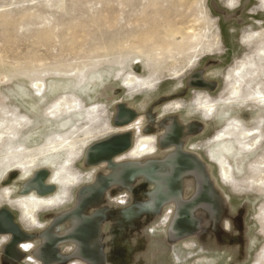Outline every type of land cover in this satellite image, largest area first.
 <instances>
[{
  "label": "rangeland",
  "instance_id": "374dc122",
  "mask_svg": "<svg viewBox=\"0 0 264 264\" xmlns=\"http://www.w3.org/2000/svg\"><path fill=\"white\" fill-rule=\"evenodd\" d=\"M194 76L208 87H190ZM129 77L151 87L127 89ZM197 98L217 105L209 121ZM120 107L137 119L116 126ZM174 126L180 139L170 145L163 137ZM230 128L233 171L224 183L208 156ZM126 133L132 147L113 157V167L87 161L92 145ZM148 135H156L157 153L132 158ZM177 152L199 166L182 178L181 199L196 198L206 180L219 211L215 217L198 206L196 232L186 239L171 232L176 202L157 208L147 176L101 184L132 164L166 170L165 159ZM40 172L47 174L41 187L51 191L45 197L58 205L43 207L35 225L20 202ZM98 184L99 196L78 211ZM4 209L25 239L14 244L0 234V264H264V0H0ZM95 226V238L45 247ZM83 242L91 258L82 255Z\"/></svg>",
  "mask_w": 264,
  "mask_h": 264
},
{
  "label": "bare ground",
  "instance_id": "6f19581e",
  "mask_svg": "<svg viewBox=\"0 0 264 264\" xmlns=\"http://www.w3.org/2000/svg\"><path fill=\"white\" fill-rule=\"evenodd\" d=\"M194 78H195L194 79L195 86H198L199 88H207L208 87L209 84L207 85L206 82L202 79V77H195L194 76ZM196 78H198V82H196ZM125 79H127V78H125ZM230 79L231 78H229V80ZM238 84H240V83H238ZM123 86L127 89H130V90L133 87H135V88L140 87L142 89L151 87V85L149 83H147L145 81H140L138 78L127 79L123 83ZM135 88H133V89H135ZM238 91H239L238 88L235 87L232 95H237L239 93ZM195 101H196V106H197L198 110L203 115V120L209 121L212 118V116L215 114V112L217 110V105L215 103L209 101L208 99L204 100L203 98L202 99L197 98ZM120 108H122V107H120ZM131 114H132V117H131L130 123L134 120V114L132 112H131ZM177 124L180 125L179 127L183 126L179 120L177 121ZM177 126H174V127L167 130V134L164 136V142L171 143L170 145L178 143L177 141H178V139H180V136L178 133ZM234 131H235V128H230L227 131H225V133H221L215 139H213L212 143L214 144V148H212L209 151V156H208V157H210V160L213 162V164L215 163L218 166V168L220 169V177L224 181V183H228L230 181V178L232 175L231 172L233 171L232 165L230 164V162L226 158V153L228 151V148H227L228 145H226V144L230 143V147L235 149V147H234L235 144L233 145L231 140L229 139L234 134ZM243 135H245V134H243ZM131 145L132 144H131V136H130V146ZM246 149L248 150V148H246ZM154 150L155 149L153 147V137H150V136L142 137L138 140L136 148L131 153V156L140 157V156H143L146 154H150ZM234 151H236V150H234ZM112 159H113V157L110 158V161H109V159H106L103 161L111 162ZM87 161H89L92 165L98 163V162H93L90 159V157L87 158ZM184 163L187 166H185ZM166 164L172 168V173L170 175H167L166 177H163L162 179L161 178L158 179V183L160 184V187L158 188L157 192L155 193V201H154V204L157 208H159V206H161V203H164V202H170V201L177 202L176 198H177L178 194L180 195L181 177L186 175L189 172L193 174L195 172L194 169L197 168V163L194 161V159L191 157V155H189V154L185 155L182 152L174 153L173 155L168 157L166 160ZM202 179H203V177H202ZM207 183L208 182L206 180H202L201 192L204 189V191H205L204 196L205 197L202 198L200 201L204 202L203 204H207V205H201V206L209 207L211 213L213 215H215V217H218L219 216V211L217 210L218 206H217L215 200L212 198L213 195H211L210 190H209V186ZM26 189L28 190L25 193L27 195V198L25 201L20 202V207H21V210L23 213V217H25L27 219L29 218L31 223H33L35 225L36 224L39 225V220L37 217L38 212L43 207L45 208V206L47 207V206H50L52 204L54 206H57L58 201L56 200V198H55V200L57 202L55 200H53V198H51V199L46 198L45 196L48 195L49 192L47 189H46L47 191H44L43 187H41V185L39 187H34L33 185H31L30 187H28ZM46 192H48V193H46ZM95 195H98L97 192H95ZM183 212H184V210H182V213ZM12 215H13V213H12ZM13 217H14V215H13ZM14 222H15V218H14ZM79 230L80 229H78V233L80 232L81 234L84 235V232L79 231ZM181 236L182 237H178V238L186 239V238L191 237V233L190 234H181ZM80 238H81V235L79 236L78 239H80ZM178 241H181V240L178 239ZM76 242H77V240H76ZM176 242H177V240H176ZM82 244H86V243H82ZM92 252L94 254V251H92Z\"/></svg>",
  "mask_w": 264,
  "mask_h": 264
},
{
  "label": "water",
  "instance_id": "95a60500",
  "mask_svg": "<svg viewBox=\"0 0 264 264\" xmlns=\"http://www.w3.org/2000/svg\"><path fill=\"white\" fill-rule=\"evenodd\" d=\"M194 79H195L194 77H190L189 79L190 87L195 86ZM196 82H198V78H196ZM195 87H198V86H195ZM131 117H132L131 112L128 111L126 108H118L117 115L115 117V125L118 127L126 126L130 123ZM131 147L132 146H130V136L128 135V133L123 134V135H116L109 140L92 145L88 149L87 158L90 157V159L93 162H98L97 164H94L95 166V165H98L104 162H108V161H103V160L109 159L110 161L111 157H115V156L117 157L129 151ZM194 161L197 163L195 159ZM184 165L187 166L185 163ZM198 167L199 166L197 163V168ZM184 176H182L180 180L179 197H180L181 203L179 200L176 202L177 211H176V216L172 223V228H171V232L175 238L182 237L181 234H190V233L196 232V222L193 219V213L197 209L198 206L207 205V204H203L204 202L200 201L202 198L205 197L204 189L202 190V192L200 190L199 195L196 198H194L192 201L186 202L183 199H181V192H182L181 181ZM46 177H47V174L45 172H40L36 176V178L30 181L29 183L32 184L34 187H39L42 184V182L45 183ZM53 191L54 189H52V192ZM164 204H162L161 206H163ZM182 210H185V211L182 213ZM83 232H85L84 229H83ZM0 234L12 235L14 237V244H17L18 242L25 239V233L20 229L18 225H16V223L14 222V217L12 213L7 209L0 211ZM80 235L81 233L80 232L78 233V231L68 234V235L66 234V236L62 239L57 238V239L49 240L46 243L45 247H48L47 245L51 244L52 248H54L55 245L61 242L70 240L71 238L78 239ZM55 252H56L55 249H53V254ZM53 254L50 256H53Z\"/></svg>",
  "mask_w": 264,
  "mask_h": 264
},
{
  "label": "flooded vegetation",
  "instance_id": "af4514ba",
  "mask_svg": "<svg viewBox=\"0 0 264 264\" xmlns=\"http://www.w3.org/2000/svg\"><path fill=\"white\" fill-rule=\"evenodd\" d=\"M129 111H131L134 114V120L137 119L138 113H136V112H134L132 110H129ZM148 136L153 137V147H154L155 150L153 152H151L150 154H146V155H143V156H140V157H133L132 156V158H135V159H143V158H146L147 157L148 160H150V157L153 156V155H155L157 153L158 148H157V137H156V135L155 136L148 135ZM143 137H146V136H143ZM137 143H136V145H137ZM131 144H132V142H131ZM135 148H136V146H135ZM135 148L132 150V152L135 150ZM164 164H166V159H165ZM111 166L112 167L114 166V161L113 160H111ZM171 173H172V168L169 167L168 165H167V169L166 170H162V168L159 167V165H157L155 163H152V162H148L145 165H142V164L141 165L140 164H132V165L124 166L122 168V170H119L118 173L112 174L105 181L103 180V182H101V184L102 183L106 184L108 182L115 183L116 180H117V178H123L126 181H130L131 179H133L132 177H134L135 175H138V174L141 175L142 174L143 176H147V178H150L151 180H153V182L155 184V187H154L155 188V191H154V201H155V193L157 192L158 188L160 187V184L158 183V179H160V178L162 179L163 177H166L167 175H170ZM101 184H98V186H96L94 192L91 195H89L88 197L87 196L84 197V199L78 205V211H82L91 202H93L94 200H96V198L98 197V195H95V192H97V194L100 193V190H101V187H102ZM176 200L177 201L179 200L180 203H181L179 194H178ZM164 203H168V202H164ZM164 203H161V205L164 204ZM97 227L98 226H95L94 229L91 228L90 231L87 230V232H85V235L86 234L87 235L90 234V237H93L94 236L93 238H95L96 235H97ZM64 229L66 230L67 227H65ZM80 249H81V252H83L82 255H84V253H86L85 256L88 257V258H91V256H89L88 254H93V252H92L93 250L90 247L89 243L80 244Z\"/></svg>",
  "mask_w": 264,
  "mask_h": 264
}]
</instances>
